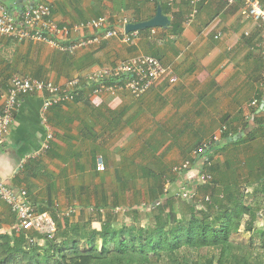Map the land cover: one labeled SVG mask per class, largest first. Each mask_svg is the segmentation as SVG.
Returning <instances> with one entry per match:
<instances>
[{
    "label": "crops",
    "instance_id": "1",
    "mask_svg": "<svg viewBox=\"0 0 264 264\" xmlns=\"http://www.w3.org/2000/svg\"><path fill=\"white\" fill-rule=\"evenodd\" d=\"M42 1L50 5L53 19L67 26L106 16L113 27L123 23L125 27L152 17L157 7L154 0ZM186 11V2L179 0L170 8L171 15L166 14L171 23L179 22L180 32L170 23L155 27V35L149 29L130 42L110 37L73 54L30 39L0 36V110L13 75L65 86L71 78L144 54L160 60L177 77L173 83L162 78L140 98L127 90L100 95L85 90L45 112L46 92L20 97L12 125L0 141V175L10 186L25 188L37 210L55 214L71 209L67 216L71 223L129 225L134 215L140 216L139 211L133 213L137 194L146 192L150 197L157 187L152 178L173 176L172 169L213 136L216 145L225 144L223 125L233 133L229 140L258 128L255 144L245 141L235 146L244 160L263 150L264 96L258 87L264 78L258 50L261 28L240 1L201 3L194 22L183 26ZM93 33L90 29L72 32L68 39ZM42 118L53 134L49 147L20 167L26 154L40 149L45 131ZM253 118L261 125L254 124ZM245 122L250 123L246 130ZM225 148L215 156L220 162L234 147ZM196 170L193 165L178 175L185 182ZM139 179L146 184L143 192L137 188ZM131 193L136 203L122 204L121 197ZM0 221L8 228L14 222L1 201Z\"/></svg>",
    "mask_w": 264,
    "mask_h": 264
},
{
    "label": "trees",
    "instance_id": "2",
    "mask_svg": "<svg viewBox=\"0 0 264 264\" xmlns=\"http://www.w3.org/2000/svg\"><path fill=\"white\" fill-rule=\"evenodd\" d=\"M154 2L171 15L167 0ZM171 24L175 32L181 31L175 19ZM245 123L244 130L250 124ZM254 124L261 125L255 119ZM232 134L226 127L221 134L225 144L213 141L202 153L210 163L200 161L199 165L211 178L196 186L198 196L188 200L175 196L181 182L178 174L152 178L157 187L151 189L152 200L147 205L151 215L144 226L114 227L107 221L95 225L92 220L71 223L67 216L51 213L54 237L27 244L28 236H40L29 229L15 232L0 221V264H264V254L231 242L232 233H256L262 237L259 247L264 248V230L256 228L257 218L264 216V147L244 160V153L235 146L245 141L255 144L258 128L229 140ZM229 145L234 148H228L220 162L215 156ZM242 184L252 187L250 194L240 191ZM245 196L251 199H244L243 206ZM134 219L139 220L137 215Z\"/></svg>",
    "mask_w": 264,
    "mask_h": 264
},
{
    "label": "built area",
    "instance_id": "3",
    "mask_svg": "<svg viewBox=\"0 0 264 264\" xmlns=\"http://www.w3.org/2000/svg\"><path fill=\"white\" fill-rule=\"evenodd\" d=\"M179 0H167V5L172 6ZM187 4V11L182 21L183 26L194 22L198 6L210 0H184ZM240 1L245 8L249 18L253 19L261 28V40L258 43L260 61L264 67V0H226L228 4ZM12 5H7L0 0V36L8 37L16 41L29 40L42 42L62 52L73 54L91 44L99 43L101 40L110 37H118L123 42H130L138 38L139 30L125 32L124 23L122 27H113L106 16L92 18L85 22L71 26L58 24L51 16L50 5L42 0H11ZM13 9L12 14L10 10ZM85 29L94 31L92 36L79 37L76 40H69L68 35L72 32H79ZM155 28H150V35H155ZM167 79L168 82H176L171 69L165 67L155 57L138 54L110 68H97L86 75L71 78L65 86H58L49 80H41L29 75H13L6 91L0 110V141L12 125L15 112L17 111L20 97L35 92H46L47 96L42 104V112L51 106L71 101L85 90L89 95H100L104 92H117L127 90L134 98H140L148 89L159 81ZM258 87L264 90V78L258 83ZM254 104V102H253ZM41 122L45 126V119ZM44 138L39 150L29 152L21 160V167L28 159L37 157L42 151L49 147V141L53 134L46 125ZM226 126H222L220 132ZM213 136L210 140L202 143L198 148L190 152L189 158L172 171L181 174L193 165H197L194 175L185 182L181 181L175 190V196L188 200L198 196L196 186L206 184L211 176L201 169L199 163L209 165L210 160L206 155L209 145L216 141ZM199 160V161H198ZM201 161V162H200ZM194 186V189L191 187ZM206 200L208 198L206 197ZM0 201L6 204L14 215L13 226L15 232L24 230L34 231L39 238L27 237V244L42 242V238L52 239L56 231L55 220L52 214L46 210L37 211L36 206L31 203L27 191L23 187L14 188L8 184L6 179L0 175ZM71 209L60 210L57 216H69Z\"/></svg>",
    "mask_w": 264,
    "mask_h": 264
},
{
    "label": "rangeland",
    "instance_id": "4",
    "mask_svg": "<svg viewBox=\"0 0 264 264\" xmlns=\"http://www.w3.org/2000/svg\"><path fill=\"white\" fill-rule=\"evenodd\" d=\"M5 2H7V4L9 5H12L11 4V0H6ZM182 163V162H181ZM180 164V163H179ZM177 164V165H179ZM239 172V171H238ZM240 173V172H239ZM184 182V181H183ZM145 183L143 182L142 179H139L138 180V183H137V188L139 189V191H144L145 190ZM142 186L143 187V190L140 188ZM241 192L244 194L245 192V195L246 194H250L251 193V190L249 189L248 193L244 190V184H242L241 186ZM192 189H194V186L191 187ZM138 200H137V203L136 202H133L132 201L134 200L135 198V194L131 193V194H125L121 197L122 199V204L124 203H131V204H134L136 203L137 204V208H135V210H138L139 211V217H137V219H139L138 221H134V223H131V225H145V224H148L146 223V220H148V217L150 214H147V212L149 211L146 210L147 209V205L151 202L152 200V197H148L147 193L144 192V193H141L139 192L138 194ZM136 195V196H137ZM199 195H201V193H199ZM244 199L245 201H249L251 198L250 196H245L243 197L242 199V204L244 206ZM185 200V199H184ZM200 204V203H199ZM129 206V205H127ZM142 206H146V208H143ZM262 213V211H261ZM147 214V215H145ZM260 214V213H259ZM123 219V218H122ZM130 225V224H129ZM256 228L259 229V230H264V216H260L259 215V218H257V221H256ZM261 241H262V237L256 233H249V232H238V233H232L231 235V242L234 246H238V247H244L245 246H250V248L254 250V252H259L260 254H264V248L261 249L260 244H261ZM253 243V244H251Z\"/></svg>",
    "mask_w": 264,
    "mask_h": 264
},
{
    "label": "water",
    "instance_id": "5",
    "mask_svg": "<svg viewBox=\"0 0 264 264\" xmlns=\"http://www.w3.org/2000/svg\"><path fill=\"white\" fill-rule=\"evenodd\" d=\"M6 1V0H3ZM17 3V0H16ZM13 9L10 10V14H12ZM171 23V18L164 14L160 5H157L155 13L152 17L143 20V21H139L136 23H127L124 27L125 32H132L135 30H146V29H150V28H155V27H161V28H165L168 27Z\"/></svg>",
    "mask_w": 264,
    "mask_h": 264
}]
</instances>
